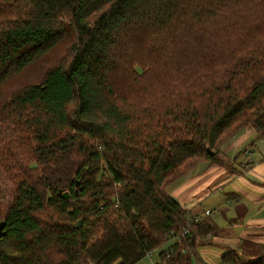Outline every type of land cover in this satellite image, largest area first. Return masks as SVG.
<instances>
[{
    "label": "trees",
    "instance_id": "trees-1",
    "mask_svg": "<svg viewBox=\"0 0 264 264\" xmlns=\"http://www.w3.org/2000/svg\"><path fill=\"white\" fill-rule=\"evenodd\" d=\"M249 124L264 135V0H0V264H207L219 227L167 187Z\"/></svg>",
    "mask_w": 264,
    "mask_h": 264
},
{
    "label": "crops",
    "instance_id": "crops-1",
    "mask_svg": "<svg viewBox=\"0 0 264 264\" xmlns=\"http://www.w3.org/2000/svg\"><path fill=\"white\" fill-rule=\"evenodd\" d=\"M218 153V161L195 164L167 191L193 220L213 211L219 232L197 247L207 264H228L222 260L227 249L254 261L264 254V135L249 124Z\"/></svg>",
    "mask_w": 264,
    "mask_h": 264
},
{
    "label": "rangeland",
    "instance_id": "rangeland-1",
    "mask_svg": "<svg viewBox=\"0 0 264 264\" xmlns=\"http://www.w3.org/2000/svg\"><path fill=\"white\" fill-rule=\"evenodd\" d=\"M65 48H66V42L63 41L61 43H59L56 48L54 50H52L47 57L41 59L40 64L36 65V66H31L29 68H27V70L24 71V73L20 74V75H15L6 85L7 88H11L13 86L16 85H24V84H28V82H32V81H36L38 78H40L43 69L42 67L47 65L51 66V65H55L57 62H61L63 60V58L65 57ZM4 200L6 201L7 198H4ZM168 246V244H165L164 247H162V249H165ZM160 249V250H162ZM157 254H158V250L155 251L151 258L152 260H150L147 256L143 257V259H141L138 263L136 264H153L152 262H155L158 258H157ZM251 262V260H249ZM91 264V263H90ZM94 264V263H92Z\"/></svg>",
    "mask_w": 264,
    "mask_h": 264
},
{
    "label": "water",
    "instance_id": "water-1",
    "mask_svg": "<svg viewBox=\"0 0 264 264\" xmlns=\"http://www.w3.org/2000/svg\"><path fill=\"white\" fill-rule=\"evenodd\" d=\"M75 184H77V181H75ZM61 192H62L64 198H67L69 196V194L66 191L61 190L60 193ZM79 223H80V221L77 222V225H79ZM2 227H3V222H0V236L3 235V232L1 231Z\"/></svg>",
    "mask_w": 264,
    "mask_h": 264
},
{
    "label": "built area",
    "instance_id": "built-area-1",
    "mask_svg": "<svg viewBox=\"0 0 264 264\" xmlns=\"http://www.w3.org/2000/svg\"><path fill=\"white\" fill-rule=\"evenodd\" d=\"M204 212H205L206 215H208V214H212V213H213V211L210 210V209L205 210ZM187 231H188V230L185 229V230H184V233H186ZM169 248H170V249H169ZM169 248L166 250V253H167L169 250L171 251V250L173 249V246H171V247H169ZM150 255H151V253H148V254H147L148 257H150Z\"/></svg>",
    "mask_w": 264,
    "mask_h": 264
}]
</instances>
